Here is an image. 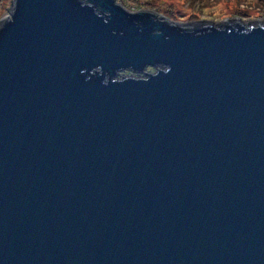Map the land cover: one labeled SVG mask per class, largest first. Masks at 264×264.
<instances>
[{
	"label": "water",
	"instance_id": "obj_1",
	"mask_svg": "<svg viewBox=\"0 0 264 264\" xmlns=\"http://www.w3.org/2000/svg\"><path fill=\"white\" fill-rule=\"evenodd\" d=\"M9 12L0 264H264L263 26L116 0Z\"/></svg>",
	"mask_w": 264,
	"mask_h": 264
},
{
	"label": "rangeland",
	"instance_id": "obj_2",
	"mask_svg": "<svg viewBox=\"0 0 264 264\" xmlns=\"http://www.w3.org/2000/svg\"><path fill=\"white\" fill-rule=\"evenodd\" d=\"M14 0H0V21L10 15ZM126 9L148 10L159 16L187 23L190 28L197 24L210 23L222 28L225 24L238 23L242 27H264V0H116ZM130 6H128V4ZM136 4V7H133ZM157 67L147 66L143 72L119 71L116 78L134 76L144 78L154 73Z\"/></svg>",
	"mask_w": 264,
	"mask_h": 264
},
{
	"label": "trees",
	"instance_id": "obj_3",
	"mask_svg": "<svg viewBox=\"0 0 264 264\" xmlns=\"http://www.w3.org/2000/svg\"><path fill=\"white\" fill-rule=\"evenodd\" d=\"M126 2H128V1L126 0ZM135 2H137V4H139L138 0ZM127 4H128V6H130L129 3H127ZM133 7H136V4Z\"/></svg>",
	"mask_w": 264,
	"mask_h": 264
}]
</instances>
